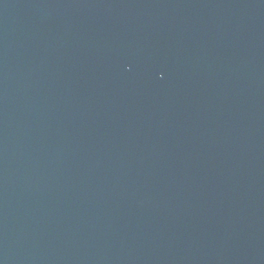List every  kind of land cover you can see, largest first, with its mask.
I'll use <instances>...</instances> for the list:
<instances>
[{"label": "water", "instance_id": "1", "mask_svg": "<svg viewBox=\"0 0 264 264\" xmlns=\"http://www.w3.org/2000/svg\"><path fill=\"white\" fill-rule=\"evenodd\" d=\"M0 264H264V0H0Z\"/></svg>", "mask_w": 264, "mask_h": 264}]
</instances>
